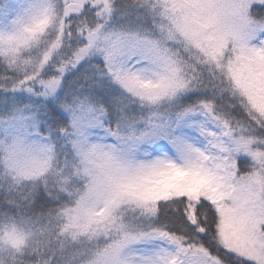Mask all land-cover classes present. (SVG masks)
<instances>
[{"label":"snow or ice","instance_id":"snow-or-ice-1","mask_svg":"<svg viewBox=\"0 0 264 264\" xmlns=\"http://www.w3.org/2000/svg\"><path fill=\"white\" fill-rule=\"evenodd\" d=\"M0 264H264V0H0Z\"/></svg>","mask_w":264,"mask_h":264}]
</instances>
